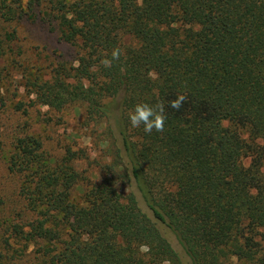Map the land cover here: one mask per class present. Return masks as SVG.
Instances as JSON below:
<instances>
[{
  "label": "trees",
  "instance_id": "obj_1",
  "mask_svg": "<svg viewBox=\"0 0 264 264\" xmlns=\"http://www.w3.org/2000/svg\"><path fill=\"white\" fill-rule=\"evenodd\" d=\"M0 18L56 22L61 41L81 46L76 67L29 72L25 86L39 105L102 124L110 157L81 188L76 151L56 160L38 138L16 140L9 170L37 216L19 234L45 264H182L157 222L190 264H264V0H0ZM141 103L164 104L163 132L131 126Z\"/></svg>",
  "mask_w": 264,
  "mask_h": 264
},
{
  "label": "rangeland",
  "instance_id": "obj_2",
  "mask_svg": "<svg viewBox=\"0 0 264 264\" xmlns=\"http://www.w3.org/2000/svg\"><path fill=\"white\" fill-rule=\"evenodd\" d=\"M8 34L13 35L11 40L6 38ZM122 41L125 45H135L127 36ZM83 53L78 43L72 45L59 39L56 22L0 18V264H45V258L39 252L41 244L23 239L19 234V231L28 232L30 223L37 216L19 194L23 174L9 170V159L15 152L18 138L25 135L38 138L42 143L41 151L56 160L67 148L76 151L80 157L73 165L83 180L81 188H86L88 182L98 181L101 165L110 160L109 156H103L104 144L99 141L104 139L102 124H89L84 110L74 105L60 111L39 105L25 86L27 73L49 79L57 64L76 67ZM17 102L24 105L22 109H15ZM223 126L228 124L224 122ZM238 132L242 139L247 138L244 129ZM248 163V159H242L243 165ZM134 192L140 209L153 219L139 193ZM122 193L126 194L127 189H122ZM73 195L80 197L81 189H75ZM157 226L182 264H190L174 235L158 222ZM226 264L249 263L231 257Z\"/></svg>",
  "mask_w": 264,
  "mask_h": 264
},
{
  "label": "clouds",
  "instance_id": "obj_3",
  "mask_svg": "<svg viewBox=\"0 0 264 264\" xmlns=\"http://www.w3.org/2000/svg\"><path fill=\"white\" fill-rule=\"evenodd\" d=\"M120 49H113L111 53V59H104L101 63L104 67H111L112 60H118L120 58ZM186 98L181 95L175 100L169 102V107L175 110H179ZM165 107L163 103H158L154 106H150L147 103L137 104L134 110L129 113L130 124L133 128H139L143 125V131L146 134H151L153 130L156 132H163L165 124Z\"/></svg>",
  "mask_w": 264,
  "mask_h": 264
}]
</instances>
